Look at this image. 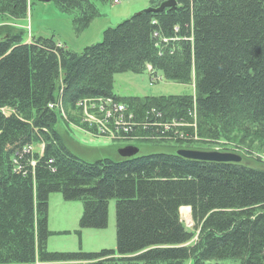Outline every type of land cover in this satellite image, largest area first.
<instances>
[{
	"label": "trees",
	"instance_id": "obj_1",
	"mask_svg": "<svg viewBox=\"0 0 264 264\" xmlns=\"http://www.w3.org/2000/svg\"><path fill=\"white\" fill-rule=\"evenodd\" d=\"M49 1L77 34L98 16L95 2L111 3ZM163 1L149 0L150 8ZM36 2L0 0V264H264L263 160H187L175 151L207 149L181 145L86 162L68 150L55 129L60 116L48 108L58 101L68 112L83 98L110 97L137 113L161 111L150 122L157 130L171 119L190 121L194 104L199 138L264 150V0H175L173 8L104 30L100 43L80 53L53 38L28 42L10 23L26 21ZM147 66L154 78L193 81V94H113L115 75ZM36 146L42 151L29 149ZM52 193L82 204L78 235L106 228L115 200V250L49 252ZM182 207L192 229L180 219Z\"/></svg>",
	"mask_w": 264,
	"mask_h": 264
},
{
	"label": "rangeland",
	"instance_id": "obj_2",
	"mask_svg": "<svg viewBox=\"0 0 264 264\" xmlns=\"http://www.w3.org/2000/svg\"><path fill=\"white\" fill-rule=\"evenodd\" d=\"M94 5L98 16L80 34L74 31L70 17L63 15L53 1L36 2L33 4L26 21H13L10 23L17 28L25 30L28 42L32 36L45 39L53 38L55 42L60 43L66 49L80 53L84 48L100 43L104 30L113 28L131 16L150 8L149 0H111V3L95 2ZM155 76V78L150 76L148 70L139 74L130 72L117 74L114 76L112 92L118 98L180 96L190 92L193 94V81L187 86L165 81L158 73ZM83 99L93 100L96 98ZM94 103H96V100H94ZM117 103L125 105L121 102ZM54 104H58V101ZM97 107L88 106L87 110L91 115L100 118ZM126 107L128 112L133 115L135 121L133 133L126 140H109L105 135H98L94 126L88 124L85 120L84 112L86 110L77 109L75 106L74 109H69L68 112L64 110L62 104L54 108L60 116L55 129L63 138L68 150L86 162H94L103 158L117 159V151L129 145L136 147L140 155L152 152H172L178 146L188 145L205 148L207 151L234 153L242 156L243 162L248 164H254L256 159L264 161V150H259L255 145L237 144L226 139L209 140L199 138L194 104L190 121L171 119L166 124L162 123L163 125L157 130L151 129L157 125L151 124L148 119H153V122H155L156 118L151 111L159 110L151 107L137 113L127 105ZM158 113H161V111ZM71 118L77 120L78 124H76V121H71ZM144 124L151 125L147 126ZM167 124H173L174 131L171 134L163 132L167 131V126L165 127ZM150 131L154 132V134ZM41 148L36 146L29 149L40 152L42 151ZM82 209L80 202L64 201L58 193L49 195L47 227L53 233L47 241V250L49 252L115 250V200L112 199L108 202L106 228L82 229L80 230V235H78L76 231H79V219ZM189 212V210L185 214H180L179 212V215L185 227L192 229L193 222ZM186 264H191V262L188 261ZM205 264H238V262L226 260L206 262Z\"/></svg>",
	"mask_w": 264,
	"mask_h": 264
},
{
	"label": "built area",
	"instance_id": "obj_3",
	"mask_svg": "<svg viewBox=\"0 0 264 264\" xmlns=\"http://www.w3.org/2000/svg\"><path fill=\"white\" fill-rule=\"evenodd\" d=\"M163 41L166 42V40ZM94 100H96V103H94ZM59 104L61 105L60 102L58 104H50L48 108H57ZM75 106L77 109L86 110L84 112L85 120L88 124L94 126L98 135H105L109 140H126L133 133L135 127L133 115L128 112L126 106L118 104L111 98L81 99ZM88 106H99L97 111L100 114V118L91 115L87 110ZM151 113L155 118L159 117L158 111L152 110ZM150 122H153V119ZM165 127L167 129V131H163L165 134H171L174 131L173 124H167Z\"/></svg>",
	"mask_w": 264,
	"mask_h": 264
},
{
	"label": "water",
	"instance_id": "obj_4",
	"mask_svg": "<svg viewBox=\"0 0 264 264\" xmlns=\"http://www.w3.org/2000/svg\"><path fill=\"white\" fill-rule=\"evenodd\" d=\"M40 2H49V0H38ZM175 6V0H166L161 2L156 8H148L145 12L159 13L165 8H173ZM118 156L121 158H128L136 155L138 149L134 146H126L117 151ZM177 156H180L187 160L202 161V162H216V163H239L241 157L232 153H222L216 151H198L182 149L177 150Z\"/></svg>",
	"mask_w": 264,
	"mask_h": 264
},
{
	"label": "bare ground",
	"instance_id": "obj_5",
	"mask_svg": "<svg viewBox=\"0 0 264 264\" xmlns=\"http://www.w3.org/2000/svg\"><path fill=\"white\" fill-rule=\"evenodd\" d=\"M188 210H189L188 207H182V208H180L179 212H180V214H185L188 212Z\"/></svg>",
	"mask_w": 264,
	"mask_h": 264
}]
</instances>
